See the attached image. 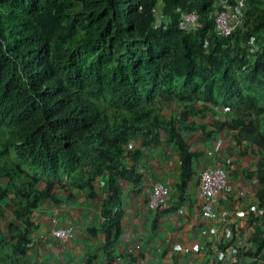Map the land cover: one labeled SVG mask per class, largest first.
<instances>
[{
	"label": "trees",
	"instance_id": "obj_1",
	"mask_svg": "<svg viewBox=\"0 0 264 264\" xmlns=\"http://www.w3.org/2000/svg\"><path fill=\"white\" fill-rule=\"evenodd\" d=\"M217 1L0 0V131L10 134L0 132V264H36L28 257L31 215L62 184L30 168L67 176L92 197L104 180L101 221L91 233L105 235L106 264H120V180L142 181L128 161H139L144 147L130 143L159 145L166 134L183 193L199 155L185 134L211 126L228 127L259 161L242 228L251 233L228 251L234 241L221 244L222 256L207 264H264V0H249L245 28L227 37L216 32ZM188 12L199 15L198 29H181ZM170 103L179 109L166 117ZM220 111L223 121L196 120Z\"/></svg>",
	"mask_w": 264,
	"mask_h": 264
},
{
	"label": "crops",
	"instance_id": "obj_2",
	"mask_svg": "<svg viewBox=\"0 0 264 264\" xmlns=\"http://www.w3.org/2000/svg\"><path fill=\"white\" fill-rule=\"evenodd\" d=\"M178 109L176 103H170L163 112L169 117ZM224 115L225 111L215 117L204 113L200 116L202 121L196 120L199 124H212L226 119ZM185 136L199 155L194 162L196 174L183 193L178 189L182 181L179 155L166 134L159 145H144L137 137L130 143V149L144 147L139 161L132 158L128 161L142 173V181L135 185L120 180L122 194L118 208L123 211L124 231L114 245L120 264L134 262L132 257L138 258L139 251L143 257L138 264H207L222 256L221 244L233 240L228 251L243 244L251 233V229L242 231V228L255 204L258 182L253 171L259 161L257 153L239 147L228 127L218 130L211 126L186 132ZM217 166L227 170L230 188L219 197L215 207L217 218L207 219L200 175L203 170ZM54 178L49 182L63 181L60 185L64 186L56 184L55 198L44 199L31 215L34 228L28 257L36 264H106L105 235L91 233L101 221L104 180L98 181L97 196L92 197L89 189H79L67 176ZM157 182H166L171 195L164 205L153 208L150 198ZM54 218L58 226L73 228L70 240L53 235Z\"/></svg>",
	"mask_w": 264,
	"mask_h": 264
},
{
	"label": "built area",
	"instance_id": "obj_3",
	"mask_svg": "<svg viewBox=\"0 0 264 264\" xmlns=\"http://www.w3.org/2000/svg\"><path fill=\"white\" fill-rule=\"evenodd\" d=\"M249 0H218L217 9L214 14L216 32L222 37L233 35L237 30L246 26L247 20L245 10ZM200 17L197 13H184L180 20L183 30H194L200 27ZM228 172L222 166L205 169L200 175V192L204 199V216L207 219L217 218L216 205L220 195L229 190ZM171 195L170 188L166 182H157L152 190L150 204L153 208L164 205ZM55 228L53 235L63 241L73 237L74 230L71 227H60L57 219H53Z\"/></svg>",
	"mask_w": 264,
	"mask_h": 264
},
{
	"label": "rangeland",
	"instance_id": "obj_4",
	"mask_svg": "<svg viewBox=\"0 0 264 264\" xmlns=\"http://www.w3.org/2000/svg\"><path fill=\"white\" fill-rule=\"evenodd\" d=\"M164 106H166L167 107V104H165ZM197 119L199 120V121H202V119L200 118V116H198L197 117ZM201 119V120H200ZM1 133L2 132H4V134H3V138H6V137H10V134H9V130L8 129H4V130H2V131H0ZM5 143H3L2 141H0V148H3V147H5ZM14 152V151H13ZM29 171L32 173V174H35V173H37V175L38 176H40V178L42 179V181L44 182L45 180L46 181H49V179H55L54 177H55V175H52V174H45V173H41V171H38V172H36V170L35 169H33V168H30L29 169ZM36 175V174H35ZM57 179V178H56ZM59 179H60V177H59ZM58 179V180H59ZM65 180V179H64ZM61 182V181H60ZM1 183H3V181H0V184ZM62 184H63V181H62ZM61 186H64V185H58V187H61ZM127 256H129V254H127ZM140 264H142L141 262H140Z\"/></svg>",
	"mask_w": 264,
	"mask_h": 264
}]
</instances>
